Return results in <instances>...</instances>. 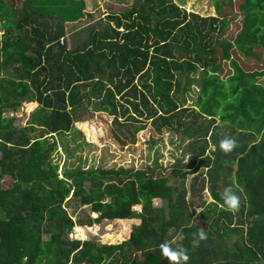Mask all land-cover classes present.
Masks as SVG:
<instances>
[{"label": "trees", "instance_id": "16d2710c", "mask_svg": "<svg viewBox=\"0 0 264 264\" xmlns=\"http://www.w3.org/2000/svg\"><path fill=\"white\" fill-rule=\"evenodd\" d=\"M211 1L217 14L201 16L174 0H133L105 11L73 47L68 34L80 32L72 27L94 19L105 0H0V264H169L159 249L165 241L187 249L186 264H264V0ZM234 12L242 20L236 32ZM198 70L202 84L190 108L197 127L183 128L180 112L190 109L169 94L180 91L179 73ZM149 97L157 106L146 119L170 124L180 113L182 131L204 139L200 162L183 174L195 175L189 188L142 170L104 171L109 182L90 190L84 182L92 171L78 167L59 178L51 140L69 134L80 112L116 117L117 109L122 116L133 109L142 117L139 102ZM36 107L44 121L28 128L6 116ZM218 122L237 142L230 153L219 147ZM35 125L44 136L32 138ZM88 126L99 130L93 118ZM210 133L216 150L205 163ZM229 187L240 198L236 212L221 198ZM70 195L91 206L90 218L72 219ZM199 230L207 239L193 246Z\"/></svg>", "mask_w": 264, "mask_h": 264}, {"label": "rangeland", "instance_id": "374dc122", "mask_svg": "<svg viewBox=\"0 0 264 264\" xmlns=\"http://www.w3.org/2000/svg\"><path fill=\"white\" fill-rule=\"evenodd\" d=\"M183 9L187 11L198 13L201 16H209L217 14L215 7L211 0H174ZM96 4L100 3V0H95ZM133 0L125 2V0H105V3L101 5L100 10L95 15L94 19L84 20L79 22L77 28L80 32L78 34L69 35L70 45L76 46L79 39H84V35L87 32V26L93 24V22L99 18L105 11H122L127 8V3H132ZM136 3V0H134ZM231 21L232 32H236V29L241 27V16L234 12ZM71 28V29H72ZM69 29V27H68ZM84 32V34H82ZM204 71L198 70L197 72L179 73L178 79H181V88L179 92L170 93V101L175 102L180 108H192L198 99ZM143 82V80H141ZM145 96L147 93L144 92ZM118 98V97H117ZM149 103L139 102L138 111L143 114L139 117L137 111L129 109L128 113L124 116L120 115V111L117 109L116 117L109 115L106 112H96L93 107L85 112H80V116L77 119L79 122L74 125L71 132L65 135H58L53 138L57 146V156L55 160L59 163L58 174L59 178H62L64 171H73L74 169L81 167L85 171H92L96 173L84 182V187L88 190L92 185H96L98 182H109L108 178L101 176L104 171H148L150 175L158 177L169 176L170 183L182 188L183 185L189 188L193 175H187L183 178L185 172H190L195 169L200 162L197 158L198 151L196 148L204 147V139L195 141L192 136H187V128L182 131L180 124L178 123V114H183L185 123L181 127L187 125L191 128L197 127L192 124L193 118L191 109L188 111H181L174 115L173 121L170 124L163 123L160 119L153 123L146 119L144 116L147 112V108L150 106H157L153 103L152 97H149ZM157 100L161 102L164 109L167 108L166 100ZM125 105V102H123ZM106 109H111L109 104H106ZM199 113H202V108H196ZM160 110V109H159ZM6 116H15L20 118V124L23 127H29L30 124L42 123L44 117L38 107L31 108L28 111L16 112L11 114L10 112ZM93 118L99 127V130L88 126L90 119ZM85 124L87 126H85ZM85 126V127H84ZM156 128L160 131L157 132ZM217 137L219 140L224 139L230 133V128L225 124L218 123L216 128ZM32 138H38L45 135L43 129L35 125L30 132ZM215 138L212 137V133L207 138V152L204 159L213 158L212 154L216 150L214 143ZM200 149V148H199ZM208 169L201 167L199 173H205ZM178 171L177 176L173 172ZM125 174V173H124ZM123 176V175H122ZM1 182L2 187L9 185V178L5 177ZM208 189H205L207 193ZM70 199H66V210L71 215L74 221L78 219H88L91 215V206L83 205L80 203V196L70 195ZM108 199V198H107ZM153 205L163 206L167 211L166 202L160 198H154L152 200ZM2 211L0 210V218ZM235 237V236H234ZM234 237L229 241V244L234 242ZM50 237L44 236L45 240Z\"/></svg>", "mask_w": 264, "mask_h": 264}, {"label": "clouds", "instance_id": "9594fccd", "mask_svg": "<svg viewBox=\"0 0 264 264\" xmlns=\"http://www.w3.org/2000/svg\"><path fill=\"white\" fill-rule=\"evenodd\" d=\"M237 146L238 145L235 138L232 137H225L220 141L219 145L220 149L226 154L232 152ZM221 198L223 200L224 205L226 206V210L230 212H236L239 210L240 198L235 194L231 187L226 188L221 193ZM77 231L81 230L77 229ZM177 239L183 240L184 236L180 234L177 236ZM206 239L207 236L205 234V231L199 230L198 233L193 234L192 244L193 246H198L201 241H204ZM159 249L161 255L169 261V264H186L189 259L187 249H185L183 246L173 248L167 241H165L164 243H161L159 245Z\"/></svg>", "mask_w": 264, "mask_h": 264}, {"label": "crops", "instance_id": "0c3cea01", "mask_svg": "<svg viewBox=\"0 0 264 264\" xmlns=\"http://www.w3.org/2000/svg\"><path fill=\"white\" fill-rule=\"evenodd\" d=\"M214 12H216V10L214 11ZM213 15H215V13H213ZM70 25H67V27H69ZM219 123V122H218ZM206 169H208V168H206ZM195 175H193V177H194ZM207 193H204V195H205V199L207 200V202H209V201H211L212 200V197H211V195H210V193H209V191H206ZM189 196V195H188ZM187 196V197H188Z\"/></svg>", "mask_w": 264, "mask_h": 264}]
</instances>
